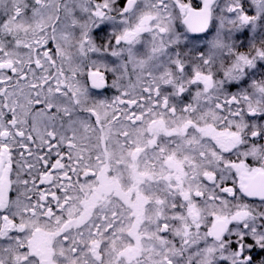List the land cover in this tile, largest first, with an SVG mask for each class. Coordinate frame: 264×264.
<instances>
[{
	"label": "snow or ice",
	"instance_id": "obj_1",
	"mask_svg": "<svg viewBox=\"0 0 264 264\" xmlns=\"http://www.w3.org/2000/svg\"><path fill=\"white\" fill-rule=\"evenodd\" d=\"M0 264H264V0H0Z\"/></svg>",
	"mask_w": 264,
	"mask_h": 264
}]
</instances>
